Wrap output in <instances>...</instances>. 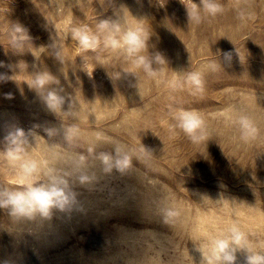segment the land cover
Here are the masks:
<instances>
[{
  "label": "rangeland",
  "instance_id": "374dc122",
  "mask_svg": "<svg viewBox=\"0 0 264 264\" xmlns=\"http://www.w3.org/2000/svg\"><path fill=\"white\" fill-rule=\"evenodd\" d=\"M217 3L223 10L197 23L188 0H0V73L12 76L0 82V152L19 128L38 161L81 152L91 164L89 147L114 154L117 144L131 158L124 172L95 162L90 183L71 182L74 204L46 220L15 223L0 209V264H207L210 242L233 226L264 254V0ZM117 17L142 20L149 55L165 61L155 75L122 50L72 38L75 27ZM17 23L31 38L22 47ZM46 70L65 97L57 114L30 89L29 74ZM179 109L202 114L203 139L175 127ZM10 167L0 157V187L16 186Z\"/></svg>",
  "mask_w": 264,
  "mask_h": 264
},
{
  "label": "clouds",
  "instance_id": "9594fccd",
  "mask_svg": "<svg viewBox=\"0 0 264 264\" xmlns=\"http://www.w3.org/2000/svg\"><path fill=\"white\" fill-rule=\"evenodd\" d=\"M186 9L189 19L197 23L201 20L202 11L214 15L223 10L217 0H199V4L188 0ZM12 31L14 45L22 47L24 41L31 39L27 30L18 23L13 24ZM149 37L142 20H137L136 26L133 27L123 24L118 17L100 20L95 31L87 26L72 29V38L78 41L83 49L122 50L126 58L136 67L142 68L150 75H155L157 70L153 69V64L165 63V61L159 53L155 56L149 55ZM40 48L44 49L43 46ZM29 75L33 77V87L30 89L40 96L46 107L55 114L63 112L65 97L61 95L59 80L47 70ZM186 75L187 80L197 90H203V79L199 72H190ZM6 80H12V76L0 73V82ZM174 119L177 122L175 127L180 128L193 141L204 138L205 120L199 111L179 109L175 112ZM240 124L245 133L251 130L247 117H240ZM5 141L7 147L0 152V157L9 162L11 174L16 177L13 181L16 186L0 187V209L7 210L9 217L15 223L46 220L50 218L53 209L65 211L70 208L75 202L71 182L74 180L81 185L90 183L94 179L90 168L95 162H99L106 173L114 168L124 172L131 165V158L124 151L123 146L118 144L114 148V154L100 152L94 155L95 147H89L87 152L93 158V163L90 164L89 157L81 152L58 157L55 160L33 159L29 134L23 129L17 128L9 133ZM241 251L246 254L245 264H264V254L252 251L246 235L237 226L229 229L228 236L210 242L207 264H236L237 252Z\"/></svg>",
  "mask_w": 264,
  "mask_h": 264
},
{
  "label": "bare ground",
  "instance_id": "6f19581e",
  "mask_svg": "<svg viewBox=\"0 0 264 264\" xmlns=\"http://www.w3.org/2000/svg\"><path fill=\"white\" fill-rule=\"evenodd\" d=\"M208 20V19H207ZM212 21H214V20H212ZM208 22V21H207ZM237 27V26H236ZM212 35V34H211ZM199 40V39H198ZM195 41V40H194ZM196 42V41H195ZM262 44H264V42L262 43ZM262 44H261V46H262ZM179 46V45H178ZM259 46V45H258ZM260 46V47H261ZM173 47H175V46H173ZM260 47H258V49L260 48ZM170 48V47H169ZM179 48H181V47H179ZM264 47L262 46V49H263ZM177 49V48H176ZM255 50H256V48H255ZM260 50H261V48H260ZM259 53V52H258ZM178 56V55H177ZM176 59V58H175ZM180 59V58H179ZM178 61V60H177ZM180 61V60H179ZM234 64V63H233ZM235 65V64H234ZM233 66V65H232ZM239 66V65H238ZM242 68H243V66H242ZM241 68V69H242ZM254 68V67H253ZM232 69H234L233 67H232ZM239 69H240V67H239ZM255 69V68H254ZM246 70H247V68H246ZM253 69H251V71H252ZM236 72V70H232V72ZM239 71V70H238ZM241 71V70H240ZM239 71V72H240ZM255 71V70H254ZM232 72H229V74L231 73V74H233ZM244 72H246V71H244ZM253 72V71H252ZM250 73V72H249ZM234 74H236V73H234ZM254 74V73H253ZM257 74H259V72L257 73ZM252 75V74H251ZM256 75V74H255Z\"/></svg>",
  "mask_w": 264,
  "mask_h": 264
}]
</instances>
